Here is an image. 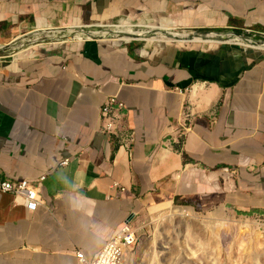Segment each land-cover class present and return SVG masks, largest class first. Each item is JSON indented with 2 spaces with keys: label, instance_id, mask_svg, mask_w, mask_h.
I'll return each mask as SVG.
<instances>
[{
  "label": "crops",
  "instance_id": "crops-1",
  "mask_svg": "<svg viewBox=\"0 0 264 264\" xmlns=\"http://www.w3.org/2000/svg\"><path fill=\"white\" fill-rule=\"evenodd\" d=\"M126 19L135 25L121 39L101 25L104 40L0 57V178H28L42 196L29 211L0 194V264H79L78 251L91 260L126 222L185 200L213 216L264 218V43L165 33L260 39L264 0H0V45L33 28ZM147 22L167 27L137 30ZM109 95L129 109L132 156L100 131Z\"/></svg>",
  "mask_w": 264,
  "mask_h": 264
},
{
  "label": "rangeland",
  "instance_id": "rangeland-1",
  "mask_svg": "<svg viewBox=\"0 0 264 264\" xmlns=\"http://www.w3.org/2000/svg\"><path fill=\"white\" fill-rule=\"evenodd\" d=\"M132 22H128L127 19L112 22L109 24L114 25L103 26L104 28H101L100 31L113 39H121L124 35H127V30L135 25ZM146 24L149 26L157 25L153 22H147ZM40 26L47 25H35L34 27L37 29ZM160 26L163 27L164 25ZM147 28L152 30L151 27ZM50 31L45 33L43 30H40L33 37H52V33L55 30L50 29ZM66 31L60 34H67L68 32ZM158 31L162 32L163 30L160 29ZM101 32H97V30L91 27L80 26L69 30L70 36L67 37L69 39L83 38ZM159 39L140 38L131 40L128 43L132 42L147 46L152 45L153 42L165 43ZM105 41L113 42L112 40ZM34 45L27 47L26 51L32 50ZM261 50L264 51V49ZM182 202L158 206L153 211L144 213L143 218L138 221V224L133 226L137 231L139 243L134 248L130 259L137 264H141L139 262L144 260L147 262L153 261L152 264H200V261H203V264H212L214 260L212 257L219 255V262L222 264H264L263 217L260 220H255L254 218L243 219L240 217L238 219H231L228 215L215 218L211 213L199 211L197 208L194 210L190 207L192 205H186ZM179 210H190L194 216L192 219H187L178 213ZM261 235L262 237L260 238ZM257 239H259L258 243ZM201 240L205 242L204 247H199ZM164 246L167 247L164 248ZM198 247L201 253L197 257L185 261L186 254L193 250H199Z\"/></svg>",
  "mask_w": 264,
  "mask_h": 264
},
{
  "label": "built area",
  "instance_id": "built-area-1",
  "mask_svg": "<svg viewBox=\"0 0 264 264\" xmlns=\"http://www.w3.org/2000/svg\"><path fill=\"white\" fill-rule=\"evenodd\" d=\"M260 33L264 36V32ZM129 115V109L125 102L116 95H109L101 107L100 131L132 156L136 131L129 123ZM184 116L190 119L191 110L186 109ZM184 135L185 131L183 130L181 136L184 137ZM68 161V159H64L62 164H67ZM44 178L42 176L40 180ZM3 193H10L16 199H21L29 211H35L42 201L39 185L28 178H0V194ZM32 205H35L34 209L31 207ZM138 243L137 231L129 222H126L106 242L96 257L90 260L83 251H78V261L79 264H137L130 258Z\"/></svg>",
  "mask_w": 264,
  "mask_h": 264
},
{
  "label": "water",
  "instance_id": "water-1",
  "mask_svg": "<svg viewBox=\"0 0 264 264\" xmlns=\"http://www.w3.org/2000/svg\"><path fill=\"white\" fill-rule=\"evenodd\" d=\"M89 26H109V25H114V24H88ZM83 26V25H82ZM88 27V26H87ZM68 28H63V27H54L52 29H55V31L58 32V34H60L61 32L65 31V30H70ZM160 27H155L154 29L150 30V33H155L156 30H158ZM37 30H33L30 33H26L25 35H21V36H17L15 39H13L11 42L5 44V45H0V57H7L10 56L14 53H16L17 51H20L22 49H26L27 47H30L32 45H34L35 43H42V42H49V43H55V42H64L66 41V39H68L65 34L63 35H56L54 37H44V36H37V37H33L35 35V32ZM52 31V30H51ZM50 31V32H51ZM67 32V31H66ZM165 33L169 36H173L175 37V40H185V41H192L197 37H201L203 41H209L210 39L213 40H219V41H228L227 38L229 36H234V35H239L242 36L246 39L249 40V43L247 44L249 47L252 46L251 44L254 43H264V38H260V39H256L252 36H249L247 33H241L238 31H231V33L225 35V34H217V35H211V33L207 32V31H194V32H187V33H181V32H167L165 31ZM63 36V37H62ZM57 39V38H61ZM83 39H97V40H104V38H101V36H97V35H90L88 38L84 37ZM117 43H123V41H118ZM254 47V46H253ZM257 48V47H256ZM260 49V48H258Z\"/></svg>",
  "mask_w": 264,
  "mask_h": 264
},
{
  "label": "bare ground",
  "instance_id": "bare-ground-1",
  "mask_svg": "<svg viewBox=\"0 0 264 264\" xmlns=\"http://www.w3.org/2000/svg\"><path fill=\"white\" fill-rule=\"evenodd\" d=\"M136 27H141V28H143V27H151L152 29H154L155 27H157V26H149V25H145V26H136ZM158 27H162V26H158ZM163 27H167V26H163ZM99 28L100 27H98V28H94L95 30H97V32H99ZM160 29H162V28H159L158 30H160ZM47 28L46 29H44V32L46 33L47 32ZM49 31V30H48ZM127 35L129 34V33H126ZM127 35H124L125 37L127 36ZM212 35H216V34H212ZM59 36V35H58ZM236 36H238V35H236ZM52 37H54V36H52ZM63 37V36H62ZM62 37L61 38H57V39H60V40H62ZM68 38V37H67ZM166 38H168V39H172V40H175V37H173V36H169V35H167L166 36ZM69 39V38H68ZM68 39H66V40H68ZM137 39H140V38H133L132 40H137ZM178 40V39H177ZM194 40H202V38L201 37H197V38H195ZM210 40H213V39H210ZM227 40L229 41V42H234V43H240V44H244V43H241V41H239L238 39H236V38H234V36H229L228 38H227ZM193 41V40H192ZM249 42V41H248ZM56 44L57 43H59V42H55ZM248 44V43H247ZM251 45H256V44H251ZM263 47H264V45H263ZM170 207H172V206H170ZM171 210V209H170ZM162 213V212H161ZM178 213L180 214V215H182L183 217H185V218H187V219H192V217L194 216L193 215V212L192 211H190V210H179L178 211ZM175 214V213H174ZM161 215H163V214H161ZM175 215H177V214H175ZM218 216V215H217ZM217 216H215V218L217 217ZM157 219V218H156ZM162 219V218H161ZM175 219V218H174ZM171 220V219H170ZM160 221V220H159ZM237 221V220H236ZM251 222V221H250ZM213 224V223H212ZM164 232V231H163ZM262 237V235L260 236V238ZM207 240V239H206ZM206 242H208V243H212V242H210V241H206ZM259 242V239H257V243ZM158 243H160V242H158ZM200 244H199V247H202L203 245H205V242H203L202 240L199 242ZM219 243V242H218ZM241 245V244H240ZM167 246H164V248H166ZM198 247V248H199ZM204 247V246H203ZM208 247V246H207ZM160 248V247H159ZM141 250V249H140ZM185 251V250H184ZM201 250H200V248H199V250H193V251H190V253H188V254H186V258H185V261H188L189 259H191V258H193V257H197L198 256V254H200L201 252H200ZM211 253V252H210ZM218 254V253H217ZM137 257V256H136ZM220 257H219V255H214L213 257H212V259H214L213 261H212V264H222L221 262H219V259ZM142 260H143V258H142ZM141 260V261H142ZM139 263H141V264H152L153 263V261L151 262H147V261H142V262H139ZM174 263V262H173ZM200 264H203V261H200L199 262Z\"/></svg>",
  "mask_w": 264,
  "mask_h": 264
},
{
  "label": "trees",
  "instance_id": "trees-1",
  "mask_svg": "<svg viewBox=\"0 0 264 264\" xmlns=\"http://www.w3.org/2000/svg\"><path fill=\"white\" fill-rule=\"evenodd\" d=\"M161 33H163V32H161ZM161 33H159V35H162V37H164L165 36V34H161ZM184 204H189V201H186L185 200V202H183Z\"/></svg>",
  "mask_w": 264,
  "mask_h": 264
},
{
  "label": "clouds",
  "instance_id": "clouds-1",
  "mask_svg": "<svg viewBox=\"0 0 264 264\" xmlns=\"http://www.w3.org/2000/svg\"><path fill=\"white\" fill-rule=\"evenodd\" d=\"M31 207L34 209L35 208V205H32Z\"/></svg>",
  "mask_w": 264,
  "mask_h": 264
}]
</instances>
